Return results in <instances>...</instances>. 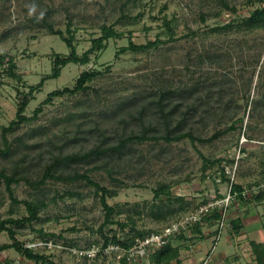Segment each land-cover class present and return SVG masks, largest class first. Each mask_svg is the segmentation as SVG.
I'll return each mask as SVG.
<instances>
[{
  "label": "rangeland",
  "instance_id": "rangeland-1",
  "mask_svg": "<svg viewBox=\"0 0 264 264\" xmlns=\"http://www.w3.org/2000/svg\"><path fill=\"white\" fill-rule=\"evenodd\" d=\"M227 1L232 8L223 9L220 0H0V53L14 57L20 75L12 77L7 64H0L2 148L3 128L16 118L21 92H28L52 73L57 53H70L66 42L50 32L48 23L67 36L70 25L79 54L101 36L103 24L123 33L106 40L88 63H68L59 77L47 79L33 92L25 111L28 116H33L49 92L73 88L83 71L101 72L88 82V88L43 103L38 117L9 131L11 152L0 155V168L34 182L56 156L116 144L120 137L144 130L158 134L192 131L205 140L134 142L121 152L59 167L64 174L88 171L102 185L116 189L108 201L126 209L118 218L133 217L137 228L147 234L187 218L215 197H226L229 179L247 187L264 182V22L254 26L244 23L256 8L264 6V0ZM165 19L174 20L173 37ZM228 22L234 25L224 27ZM131 40L144 47L117 55ZM160 98L166 117L157 104ZM234 121L235 129L210 139ZM201 153L221 162L205 168ZM223 167L226 179L220 172ZM159 183L168 184L175 196L184 197L183 203L174 201L170 208L185 206L160 220L150 212L153 189ZM13 187L19 199L45 202L37 220L16 227L20 241L47 254L56 264H120L116 253H100L91 260L71 250L100 248L103 242L99 226L104 211L93 186L82 180L48 179L36 188L24 180ZM249 202L255 203L254 198ZM240 205L234 199L229 213ZM25 215V205L13 203L0 179V219ZM196 224L191 221V231ZM212 224L205 217L200 223L203 230L215 227L216 231L218 220ZM230 228L231 224L224 228L217 241L215 236L214 253L225 246ZM129 230L130 226L121 229L118 224L105 227L106 233L116 232L123 238L130 236ZM178 239L191 247L198 242L185 233L171 242ZM11 242L7 232L0 234V245ZM235 250L232 247L229 256ZM0 260L39 264L15 248L0 251ZM136 261L148 264L147 258H137L132 264Z\"/></svg>",
  "mask_w": 264,
  "mask_h": 264
},
{
  "label": "trees",
  "instance_id": "trees-1",
  "mask_svg": "<svg viewBox=\"0 0 264 264\" xmlns=\"http://www.w3.org/2000/svg\"><path fill=\"white\" fill-rule=\"evenodd\" d=\"M129 1V0H127ZM221 4H223V9H230L232 8L231 5L228 3L227 0H220ZM122 17H126L125 12H122ZM264 22V6L256 8L252 14L246 18L245 24L248 26H254L256 24ZM164 25L167 27L171 37L174 36V20H164ZM234 24L233 22H228L224 25V27H232ZM47 27L49 28L50 32L52 34L59 35L67 44V46L70 49L69 54H60L57 53L53 60V71L51 74L44 76L41 81L37 85L30 86V90L28 92H21L20 99L18 102V108L16 113V118L13 119L8 126H5L3 128V137L5 142V148H2L0 146V155H9L11 152V145L9 140L7 139V133L9 131H12L15 129V127L19 126L21 123L28 122L30 120L35 119L38 117L39 113L43 109V103H49L51 102L55 97L65 94V93H75L78 91H82L89 87L88 82L93 80L97 75H99L101 72L97 69H89L85 70L81 73L79 78L76 81V84L73 88L71 87H64L55 89L48 93L47 97L43 100L42 105H39L35 110L33 116H28L25 114L26 108L32 98V94L36 89H40V87L43 86L44 82L47 79L50 78H57L61 74V69L66 66L68 63H80L85 64L88 63L91 59L90 55L97 51L99 48H102L105 44L104 42L110 38H118L123 36L122 32H119L114 28L112 25L103 24L102 25V34L101 36L94 38L92 40V46L83 52L82 54H79L77 52V47L74 43V36L72 35L71 26H68L67 33L69 35L67 36L63 30L55 29L52 24H47ZM158 41V40H156ZM149 42L148 44L156 43ZM139 47L144 46H138L135 44L132 40L130 41L129 45L124 46L121 48L117 55H119L121 52H125L129 49H137ZM7 64V70L9 71V74L14 78H19L20 75L16 72L17 64L14 60V57L8 53H0V64ZM175 90H166L165 93H173ZM157 104L159 105V109L162 112L163 116L166 117L167 113L163 111V104H162V98L157 101ZM237 121H234L231 126H229L225 130L217 131L210 139L217 138L220 135L226 133L229 130L235 129ZM184 138H189L192 142H195L196 140H205L203 138H200L196 136L192 131H167L166 133H149L148 130H144L140 133H131L126 136H122L119 138L116 144L108 145V146H96L92 149H89L88 151L84 153H67L61 156H56L53 159V162L50 163L43 174V176L38 179L37 181H32L29 178L23 176V175H17L15 173L9 174L7 173L6 169L0 168V179L3 180V182L6 185V189L9 193L10 198L12 199L13 203L16 204H24L28 215H25L20 218L15 217H7L4 219H0V234L2 232H7L9 236L13 239V242L11 243H3L0 245V251L10 248H15L21 254L25 255L29 260H32L39 264H56L54 261L50 260V257L47 254L40 253L35 251L32 247L27 246L24 242L20 241L16 235H17V226H23L25 222L31 224L34 220H37L39 216V210L45 205L44 201H33L28 199H19L17 196H15L14 187L13 184L20 183L22 180H24L27 184H30L33 187H40L48 179H54V180H63V181H78L82 180L85 181L88 185L93 186L96 189V192L100 196V203L102 205V209L104 211V220L99 226V232L102 233L103 236V242L101 244V252L104 251V249L111 244L119 245L120 247L124 249H129L131 245L135 242L136 238L138 237H144L147 235V233L144 230H141L137 228L136 220H134L133 217L128 215V220L121 221L118 216L122 215L126 212V209L122 206V204H111L108 200L109 198L116 195L117 190L116 189H110L105 185H102L100 182L96 181L92 178V176L89 174L88 171L79 172L75 171L73 173L64 174L62 173V170L59 169L60 166H67L73 163H79L85 160H88L93 157H99L103 154L112 153V152H121L126 145L134 142H143V141H159L164 140L166 142H173V141H179ZM201 156L204 160V167L206 168L207 165L220 163L221 159L211 160L210 158L206 157L203 153H201ZM110 172H112L110 170ZM221 175L223 179H226V170L225 168H221ZM230 180V185L232 187V192L236 193L235 195V201H239L241 205L244 203L247 204L248 201H251L252 198H254V201L256 203H260L264 200V187L260 189L259 191H253L252 187L254 185H260L262 182L258 184H252L249 185V189L251 191L247 195V197L243 196V190L245 187L244 184L235 182L234 180ZM119 182V180H115ZM264 181V180H263ZM154 191V201L151 204V214L153 217L157 219H163L167 217L168 214H174L177 213L178 210H182L185 206L181 205L179 208H170V203H173L174 201L184 202V197L181 196H175L173 194V191L170 189V186L165 183H159L156 188L153 189ZM159 200V204H157L155 201ZM168 202V204L166 203ZM158 208L157 211H155V208ZM128 211V209H127ZM135 211L138 214H141L142 211L139 209H135ZM166 212V213H164ZM221 217V210L219 208L214 209L212 213H209L205 216L206 220L211 222V220L217 221ZM230 224L231 228L234 232H239L243 228V223L240 217L232 218L230 216ZM118 224L121 229H125L127 226H130V236L128 237H120L117 235L116 232L112 233H106L105 227ZM192 235L187 236L188 238H192L193 240L203 237V227L200 225L199 222L195 226H192ZM42 232V237H46V233L43 232V230H40ZM111 231V230H110ZM183 234V233H182ZM217 234V232H216ZM51 236H55V233H51ZM46 239V238H45ZM186 240V238H185ZM47 242V240H45ZM251 246L253 253L255 255V261L256 264H264V242L258 243L256 241H251ZM74 245V244H72ZM181 245H174L173 242H169L162 246L161 248L155 250L149 255V262L150 264H171L173 261H176L178 264H181L180 259V252H181ZM99 253V254H100ZM120 264H130V260L128 259V255L124 254L120 260ZM0 264H6V261L0 260Z\"/></svg>",
  "mask_w": 264,
  "mask_h": 264
},
{
  "label": "crops",
  "instance_id": "crops-1",
  "mask_svg": "<svg viewBox=\"0 0 264 264\" xmlns=\"http://www.w3.org/2000/svg\"><path fill=\"white\" fill-rule=\"evenodd\" d=\"M232 218L240 217L243 228L237 233L232 228L226 235V244L219 252H212L216 241L215 227L203 230V237L195 239L198 242L193 246L182 243L184 240H176L174 245H181V264H256L251 241L264 242V200L260 203L249 202L233 209ZM211 226L212 220H211ZM214 226V225H213ZM257 236V238H256ZM244 240V241H243ZM186 242V241H184ZM212 242V243H211ZM208 244V246H207ZM247 247H246V246ZM232 247H235L234 256H229ZM243 248L240 252L239 250ZM213 253V254H212ZM240 253H245L240 254ZM212 255V256H211ZM178 264L173 261L171 264Z\"/></svg>",
  "mask_w": 264,
  "mask_h": 264
},
{
  "label": "built area",
  "instance_id": "built-area-1",
  "mask_svg": "<svg viewBox=\"0 0 264 264\" xmlns=\"http://www.w3.org/2000/svg\"><path fill=\"white\" fill-rule=\"evenodd\" d=\"M233 179V178H232ZM264 187V182H262L259 186L254 185L252 187L253 191H259ZM251 189L245 187L243 192V196L247 197ZM236 193L232 192V187L229 185V189L227 192L226 197L224 198H217L210 200L207 203L200 205L199 209L192 213L190 216L184 219H179L177 221L170 222L169 224L165 225L161 230L154 231L147 234L144 237L136 238L135 242L129 249H124L119 245H108L102 253L106 256L111 253H116V258L119 261L120 258L124 255H128V259L130 260V264H132L133 260L137 258H147L148 264L149 262V255L154 252L155 250L161 248L165 244L169 243L175 236L178 234L185 233L187 236H191L192 232H190V223L194 221L195 223L200 222L203 223V218L209 214L215 208H219L221 210V217L218 219V227L216 229V241L222 236V232L224 228H226L230 224V214L228 211L229 204L234 201ZM48 243V242H46ZM215 245L213 246L214 249ZM71 250L78 254L79 256L87 257L91 260L95 259L99 253L101 252V247L98 248L97 246L93 245L90 248H71ZM213 252V250H212ZM139 261L135 263L138 264ZM109 263V260H108Z\"/></svg>",
  "mask_w": 264,
  "mask_h": 264
}]
</instances>
